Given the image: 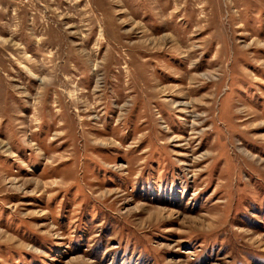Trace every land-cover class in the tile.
Returning <instances> with one entry per match:
<instances>
[{"label": "rangeland", "instance_id": "obj_1", "mask_svg": "<svg viewBox=\"0 0 264 264\" xmlns=\"http://www.w3.org/2000/svg\"><path fill=\"white\" fill-rule=\"evenodd\" d=\"M0 264H264V0H0Z\"/></svg>", "mask_w": 264, "mask_h": 264}]
</instances>
